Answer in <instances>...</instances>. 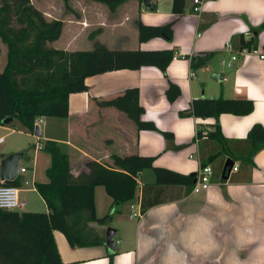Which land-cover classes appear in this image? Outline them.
I'll list each match as a JSON object with an SVG mask.
<instances>
[{"label":"crops","instance_id":"1","mask_svg":"<svg viewBox=\"0 0 264 264\" xmlns=\"http://www.w3.org/2000/svg\"><path fill=\"white\" fill-rule=\"evenodd\" d=\"M200 1L196 14L193 0H184V13L175 23L171 42L154 38L143 43L138 38V23H170L177 18L173 0H129L117 7L92 0L69 2L68 34H64L63 23L61 36L51 44L52 48L81 53L91 52L99 45L111 52L133 54L128 56L133 67L84 77L86 90L69 94L66 118H41L35 123L42 146L46 141L64 146L74 181L89 175L90 162L121 171L115 167L114 157H155V167L185 176L198 174L201 162L210 160L220 150L216 141L197 140L198 130L209 133L217 122L230 149L243 154L248 149L246 140L251 127H264V59L254 54L226 67L231 55L241 52L240 37L248 40V31L264 23V0ZM154 51L173 54L165 74L151 65L139 66L134 54ZM255 51L264 53V30L257 35ZM204 53L213 56L193 71L190 59ZM169 83L177 85L181 92L173 103L166 97ZM126 95L132 101L137 99L142 109L140 119L152 122L157 131H140L127 111L109 104L116 99L123 101ZM200 98L247 99L253 102L254 109L246 116L222 114L217 120L198 119L186 110ZM125 108L129 110L128 106ZM161 132L170 133L173 138L169 140ZM11 154H3L0 161ZM25 158L29 164L37 163L39 152L32 157L23 154L18 167ZM228 159L225 152L210 160L212 176L207 190L187 195L185 187H168L163 203L145 213L141 212L142 188L155 184L151 169L135 175V196L120 205L113 204L103 186H96V216L112 214L108 225L93 226L104 243L73 249L60 232L54 231L61 262L264 264V147L252 157L253 167L233 161L237 170H231L228 180L221 178L220 182ZM22 168L26 172L17 176L19 191L23 183H29L23 177L29 168L19 167ZM32 184L35 192L34 179ZM133 213L141 218H132Z\"/></svg>","mask_w":264,"mask_h":264},{"label":"trees","instance_id":"2","mask_svg":"<svg viewBox=\"0 0 264 264\" xmlns=\"http://www.w3.org/2000/svg\"><path fill=\"white\" fill-rule=\"evenodd\" d=\"M61 1L69 9L71 0ZM92 1L117 7L129 0ZM173 12L177 18L163 26L138 23L139 41L143 43L161 38L171 42L175 23L184 13V0H173ZM62 29L61 20L47 21L30 0H0V42L7 48L6 64L0 70V125H4V119L11 117L13 121L10 124L19 121L26 133L34 134L37 120L68 116V96L72 92L86 90L84 77L108 69L133 67L128 62V56L133 54L111 52L99 45L91 52L81 53H67L52 48L51 44L59 40ZM263 30L264 23L250 29L248 40L240 37L239 49L255 50L257 35ZM134 54L139 66L151 65L164 74L173 58L171 51ZM212 56V53H204L192 57L191 69L196 70ZM180 93L177 85L169 83L166 97L170 103ZM109 104L127 111L140 131H157L152 122L140 119L142 109L138 107L137 99L132 101L126 95L123 101L116 99ZM127 106L129 110L125 108ZM131 107L133 110H130ZM253 109V102L247 99L200 98L193 100L186 111L194 118L217 120L222 114L246 116ZM132 112H136V115L132 116ZM161 133L169 140L173 138L170 133ZM201 133V130L197 131V140L208 138L220 145V150L211 159L226 152L230 160L249 163L253 167L252 157L264 147V127L259 124L249 130L246 140L248 149L243 154H236L230 149L217 122L207 136L203 137ZM42 148L50 156V166L46 172L49 181L35 184L34 189L45 203L47 211L36 213L0 209V264H63L53 238L54 231L60 232L73 249L102 245L104 238L93 226L108 225L112 214L102 218L96 216V186H103L113 204L120 205L133 200L137 188L135 175L151 169L155 184L142 188L141 212L145 213L163 203V193L168 187L182 186L186 188V194H190L198 176H185L155 167V157L136 156L114 157V165L121 171L108 170L96 162H90L87 164L89 175L74 181L70 174L68 156L58 144L46 141ZM210 160L201 162V168L209 166ZM219 181L223 182L221 177ZM1 185L17 188L20 178Z\"/></svg>","mask_w":264,"mask_h":264},{"label":"rangeland","instance_id":"3","mask_svg":"<svg viewBox=\"0 0 264 264\" xmlns=\"http://www.w3.org/2000/svg\"><path fill=\"white\" fill-rule=\"evenodd\" d=\"M31 4L39 10L47 21L61 20L65 25V33L68 34V18L69 11L65 8L61 0H30ZM83 34V33H81ZM0 70L5 67L7 60V48L6 45L0 42ZM42 125L40 126V129ZM4 139V144L0 151V156L8 153L13 154H28L33 156L35 152H39V158L35 162H26V158L23 159L19 167L29 168L28 173L23 175L24 181L29 182L27 186L24 185L20 188V197L26 202V206L23 211L43 213L47 211L45 203L40 199L39 195L34 192L32 188V179L38 184L47 183V169L50 165V156L47 152L41 148V150H35V146L41 144L38 142L39 137L26 134L21 123L14 121L10 125H0V139ZM61 151L64 150V146L58 144ZM34 163V164H33Z\"/></svg>","mask_w":264,"mask_h":264},{"label":"built area","instance_id":"4","mask_svg":"<svg viewBox=\"0 0 264 264\" xmlns=\"http://www.w3.org/2000/svg\"><path fill=\"white\" fill-rule=\"evenodd\" d=\"M193 3L195 5L193 8V12L197 14L200 10L201 1L193 0ZM247 35H249V33H247ZM254 54H258V57L260 60L264 59V53H260L255 50H252V51L242 50L239 53L231 55L230 60L226 64V67L231 68L232 65L235 62L239 61L240 58H247L248 56L254 55ZM201 134L203 137L207 136L206 131H202ZM3 142H4V139L1 138L0 139V149L2 147ZM41 148H42L41 144H38L36 146L37 150H40ZM232 170L236 171L237 167H234ZM25 172L26 170L24 168L19 169V174H24ZM197 175H198L197 180L192 190L193 193H199L209 188L210 183H211L210 181H211V176H212V169L209 166L201 168ZM0 183L2 184L3 182L0 181ZM25 206H26V202L21 199L20 191L18 188L12 187V186H3V185L0 186V209L1 210L23 211ZM131 217L141 218L139 214H135V213H133Z\"/></svg>","mask_w":264,"mask_h":264},{"label":"water","instance_id":"5","mask_svg":"<svg viewBox=\"0 0 264 264\" xmlns=\"http://www.w3.org/2000/svg\"><path fill=\"white\" fill-rule=\"evenodd\" d=\"M13 119L11 117L6 118L3 120L4 125H9ZM34 136L39 137L40 131L39 128H35ZM23 154H11L7 156L6 158L2 159L0 161V181L2 182H13L18 174H19V167L18 162L22 159ZM234 166V162L228 159L223 167L222 171V179L228 180V175L231 172L232 168ZM111 236L108 237V240L110 241ZM108 241V245L110 246V250L113 251V246H111L110 242Z\"/></svg>","mask_w":264,"mask_h":264}]
</instances>
